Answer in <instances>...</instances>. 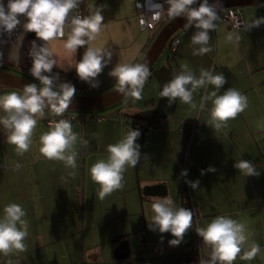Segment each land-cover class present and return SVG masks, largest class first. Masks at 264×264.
Listing matches in <instances>:
<instances>
[{"label":"crops","instance_id":"obj_1","mask_svg":"<svg viewBox=\"0 0 264 264\" xmlns=\"http://www.w3.org/2000/svg\"><path fill=\"white\" fill-rule=\"evenodd\" d=\"M236 8L241 10L243 25L231 30L219 15L216 29L210 32L209 46L212 51L209 53L193 55L191 36L195 29L177 30L180 31L177 36L179 49L176 52L179 57L174 69L179 74L182 66L187 63L197 76L201 69L223 73L228 83L218 94L228 88H235L247 96V108L227 121V127L215 131L207 125L211 101H207L203 109L200 108L201 98L210 94L214 88L208 86L199 89L193 94V102L197 106L195 109L177 100L172 107L164 110L163 115L169 116L166 121L157 128L151 127L142 145L139 164L142 186L162 184L166 191L162 197H150L147 204L169 197L178 207L192 208V228L185 234L183 242L177 247H171L168 241L173 237L169 233L161 234L150 230L149 224L154 214L150 207L145 210V233L142 222L137 217L130 221L129 226L134 229L130 234L112 236V231H99L100 224L105 220L103 218L98 225L102 211L92 206L120 197L128 191L131 192V202L137 201L134 167L126 168L123 187L103 199L99 197L100 186L90 176L91 166L98 160L107 158L108 145L118 142L129 131V120L117 114V111L136 115V111L130 110L133 98L126 102L128 111L118 108L114 111V117L109 120L94 121L91 115L86 117L84 114L81 120L72 123L73 130L80 139L88 141L86 146L81 142L75 145V169L41 155L39 137L48 131L46 116L39 120L33 133L32 146L23 155L18 154L15 146L7 142L6 133L0 129V209L9 203H17L26 211L29 234L25 253H30L33 257L42 248L55 246L62 251V257L60 261L49 264H180L182 260L179 257L191 252L197 259L208 257L209 249L202 245L195 230L217 216L227 215L244 223L250 233V240L256 241L262 249L254 260L249 262L237 258L235 264H264V25L251 30L247 27L256 17H264V0ZM134 13L136 15L135 9ZM229 33L239 35L240 39L227 41ZM148 39L132 63H138L146 52L142 54ZM58 43L61 55L63 42L59 40ZM119 63H122L119 56L111 59L108 67L96 78L99 89L107 88L109 91L115 88V80L108 73ZM73 65L74 55L70 70ZM156 97L157 83L143 89L142 99H134V107L140 111L152 108L146 106V102L156 103ZM240 159L251 160L260 175L246 177L240 174L234 168L235 161ZM209 166L216 171L201 175V171ZM183 170L188 171L187 177L180 176ZM185 180H199V188L193 191ZM139 201L142 203L145 200L141 201L139 197ZM84 204L88 205L85 212ZM41 216L48 217L46 222L50 224L51 232L47 240L36 236L33 242L30 240V223L40 220ZM125 216L127 205H123L108 218ZM84 223L89 226L98 225V232L84 229ZM55 224H61L63 228L57 229ZM121 236H125L123 239L127 240L128 256L125 259H115L113 250L123 239H119L116 244L112 240ZM103 237L110 239L109 261L102 260L99 252ZM12 259V264H17V259ZM33 264L45 263L37 261Z\"/></svg>","mask_w":264,"mask_h":264},{"label":"clouds","instance_id":"obj_2","mask_svg":"<svg viewBox=\"0 0 264 264\" xmlns=\"http://www.w3.org/2000/svg\"><path fill=\"white\" fill-rule=\"evenodd\" d=\"M82 0H0V33L11 34L25 20L23 31L35 33L37 40L43 44L37 47L35 40L30 52L32 66L30 75L39 83L25 84L22 90H13L0 94V129L7 135V142L15 146V151L23 155L32 146L33 133L40 119L46 115V110L57 116L69 109L76 88L70 82L56 84L57 77L50 75L58 66L53 56L50 43L62 40L63 48L69 55L83 48L84 52L74 69L80 81L92 88L99 87L96 78L101 75L111 62L113 53L102 47L88 46L103 29V6L96 7L87 16L80 15L76 10ZM198 5V7H194ZM166 6V7H165ZM157 11L155 19L166 13L170 19L183 17L187 23L183 28L195 29L191 36L193 55H203L212 51L209 46L210 32L217 27L220 19L218 9L222 7L221 0H163L154 5ZM264 25V17H256L247 26L249 30ZM157 28V27H156ZM227 41L240 39L239 35L229 33ZM179 43V41H177ZM115 80V88L119 94L142 99V93L151 72L146 63H119L108 73ZM228 83L223 73L201 69L199 76L195 75L185 63L182 71L163 85L161 96L168 98L171 104L177 100L193 109V94L199 89L213 86L210 94L201 98L200 108L211 101L210 117L207 125L215 131L227 127V121L234 119L248 106V98L235 88L221 89ZM139 130L129 129L118 142L108 145L107 158L100 159L90 168L92 181L100 186L99 197L123 187V174L127 167H135L141 158ZM81 142L85 146L87 140H81L70 120L59 119L49 122L48 131L39 137L41 155L49 160L61 161L66 167H77V152L75 145ZM234 168L246 177H258L260 171L251 160L235 161ZM216 169L202 170L201 175L214 173ZM74 175V173H73ZM181 177H187L188 171L183 170ZM193 191L199 188V180H185ZM152 212L150 230L158 233H169L173 239L169 246L177 247L185 234L192 228V209L178 207L169 197L156 200L151 205ZM27 213L21 204L9 203L0 209V254L7 256L12 252H24V243L28 236ZM196 234L201 238L202 245L209 249L208 257L201 258L198 264H235L237 258L242 261H252L261 253V246L250 240L244 223L227 215L213 218L203 227L196 228ZM163 239V237H161ZM12 264V261H8Z\"/></svg>","mask_w":264,"mask_h":264},{"label":"rangeland","instance_id":"obj_3","mask_svg":"<svg viewBox=\"0 0 264 264\" xmlns=\"http://www.w3.org/2000/svg\"><path fill=\"white\" fill-rule=\"evenodd\" d=\"M101 6H103V15L105 18L104 23L106 27L99 35H97L96 39L92 41L88 46L105 48L106 50L111 51L113 53L112 59L113 58L117 59V56H119V60L122 61V63H132L135 60L136 56L139 54V51L143 43L147 40L148 34H150L148 30L142 31L137 24V20H136L137 17H135L136 15L134 13V9H135L134 0H86V16L90 15L95 10L96 7H101ZM168 20H170V18L168 17L164 19L161 28ZM179 33L180 31H176L174 36L177 37ZM58 42L59 40L52 41L50 43V48L53 51V56L58 62V66L55 67V69L70 70L73 63L74 54L69 55L66 52V50L63 48V54L60 55ZM166 55H167V50H164L155 62L156 67L166 64L165 63ZM0 70L21 77L29 81L30 83H36L33 79H31L21 71L14 70L11 68H5V67ZM151 84L152 85L156 84L153 78H151L150 82H146V85L143 89L148 88ZM102 86L104 85H101V87ZM106 89L105 88L99 89L98 87L92 88L90 87V85L86 84L81 91H76L75 95H80V94L100 95L106 92L107 91ZM13 90L14 89H9L0 85V91L2 92H10ZM128 99L132 100L133 98L125 97L121 101L117 102L115 105L96 111V113L97 115L103 116L105 117V119L109 120L114 117V111H116V109L118 108H120V110L128 111V107L126 106V102L128 101ZM133 101L134 99L132 100V105L130 110L132 112L136 111L137 113H139L140 110L134 107L135 104ZM86 115L89 114L85 113V116ZM91 119H93L94 121L96 120L95 118L92 117ZM140 161L138 163V178L140 181V186H142L141 175L139 170ZM130 193L131 192L128 191L120 197L107 199L92 206L94 208L98 207L100 211H102V215L101 217L98 218L97 221L98 225L102 222L103 218L105 220L103 223L100 224L99 231L104 233L112 231V236H118L117 234H126V233L130 234L134 231V229H131L129 226L130 221L135 217H137L138 219L141 220L142 230L145 233L146 224H147L145 210L147 209V207L151 208L152 204H147L149 203L150 197H147L145 201L141 203L139 201V196L136 189L137 201L134 200V202H131ZM140 204H142V211H143L142 214H141L142 211L140 209ZM123 205H127V216L119 217V218L116 217L114 219L108 218L110 216H113L116 212H118ZM87 207L88 205L84 204V212L88 209ZM47 219L48 217L41 216L40 220L30 223L31 233H32V238L30 239L31 241L35 242L36 236H39V238L41 236L43 237L44 240H47L46 238L50 235L51 232V226L49 223L46 222ZM84 219L86 220L85 217ZM98 225L89 226V224L84 223L83 228L86 230H92L98 232ZM56 228L62 229L63 227L61 224H57ZM27 240H28V236L24 241L25 244ZM109 240L110 239L108 237L102 238L103 244L100 245L99 247V252H101L102 260L109 261L111 258ZM85 253L86 251L84 252V255ZM61 257H62V251H59V249L55 248V246L50 248L44 247L38 252V254H36V256L33 257H31L30 253L15 252V251L8 254L7 256L0 254V264H8V261L13 260L12 258L17 259V264H33V262H37V261L43 262L45 264H49L53 261H60ZM198 261L199 259L197 260V262ZM83 262H85V258Z\"/></svg>","mask_w":264,"mask_h":264},{"label":"water","instance_id":"obj_4","mask_svg":"<svg viewBox=\"0 0 264 264\" xmlns=\"http://www.w3.org/2000/svg\"><path fill=\"white\" fill-rule=\"evenodd\" d=\"M261 0H221L222 7L218 11L230 7L244 6L247 4L256 3ZM211 2V0H210ZM198 7V5H194ZM21 23L17 27L15 41L13 45L4 47L0 45V58L8 60L15 64H20L22 59V45L25 38V32L23 31L24 18L20 17ZM187 23L183 17H177L175 19L168 20L164 26L159 30L149 48L142 55L138 63H146L151 72V77L156 81L158 85V97L155 105L152 108L145 109L136 114L135 120L143 123V129L141 136L137 140L140 145V153L143 145L144 138L148 131L151 129L152 124L157 116L162 114L168 105V98L161 96L163 85L172 79L171 71L169 67L162 65L155 67V62L161 52L164 50L169 38L179 29H184V24ZM29 81L0 70V85L13 88L15 90H22L25 84ZM123 95L113 88L100 95H75L72 99L69 109L66 111H99L104 108L115 105L117 102L123 99ZM135 171V183L136 189L139 193V197H162L165 195V186L162 184L140 186L138 178V164L134 167ZM141 211H142V204ZM191 209L190 207H184ZM115 259H125L128 256V244L127 240L123 239L119 241L118 245L113 250Z\"/></svg>","mask_w":264,"mask_h":264},{"label":"built area","instance_id":"obj_5","mask_svg":"<svg viewBox=\"0 0 264 264\" xmlns=\"http://www.w3.org/2000/svg\"><path fill=\"white\" fill-rule=\"evenodd\" d=\"M162 2L163 0H134V7L136 11V16H137V23L141 30L151 31L158 26L161 20L166 18L167 16L166 13L161 14L159 19L154 18L156 16L157 11H159L158 9L154 7V5L156 3H162ZM4 3L6 5L7 0H4ZM76 11L80 15L86 16L85 0H82L81 4L79 5V8ZM219 14L221 16L222 21L226 24L227 28L231 30H236L243 25L240 8H236V7L226 8V9L221 10ZM16 30L17 28L10 35L7 33H0V45L4 47H9L13 45L15 41ZM34 40H35L37 47L43 44L42 41H39L36 39L35 33H25V38L23 40V45H22V63L21 64H13L8 60H4L0 58V66H7L10 68H13L14 70L21 71L22 73L26 74L28 77L34 80V78L30 75V68L32 66V59H31L30 52L32 50V43ZM177 41H178L177 38H175L172 41L171 50L173 52H177L179 49ZM83 52H84V49L81 48L74 54V64L75 62L79 61V59L83 55ZM50 75L57 77L55 82L57 85H59V78H60L59 72L57 70H53ZM70 78L71 80L75 79L78 83H82V81H80L77 77V74L74 69V65L72 69L70 70ZM34 81L36 83H39L36 80ZM83 115H84L83 113L76 112V111H65L63 115L61 116H57L54 113H52L46 116L45 123L49 125L50 121L59 120V119H67V120H70L71 122H75L77 120H81ZM167 117L169 116H165L163 115V113L160 114L154 120L152 127L157 128L161 126L166 121ZM96 120L104 121L105 117L98 116L96 117ZM130 128H132L133 130H139L141 132L143 129V124L137 120H133L130 123L129 129ZM180 264H198V262L197 260L195 261L194 259H192V260H183L180 262Z\"/></svg>","mask_w":264,"mask_h":264},{"label":"trees","instance_id":"obj_6","mask_svg":"<svg viewBox=\"0 0 264 264\" xmlns=\"http://www.w3.org/2000/svg\"><path fill=\"white\" fill-rule=\"evenodd\" d=\"M164 21V20H163ZM163 21L161 22V23H159L158 24V26H157V28H155V29H153V30H151V31H149L150 32V36L148 37L149 39H148V42H147V44L145 45V47L143 48V50H142V54L146 51V49L149 47V45L151 44V42L153 41V39L155 38V36H156V34H157V32L159 31V29L161 28V26H162V23H163ZM175 34V33H174ZM174 34L169 38V40H168V42L166 43V46H165V50H167V55H166V61H165V66H167V67H169V69H170V71H171V75H172V78H174L176 75H177V71H176V69H174V68H176V64H177V59H178V57H179V53H176V52H173L172 50H171V44H172V41H173V39H175V38H177V37H175L174 36ZM58 72H59V75H60V78H59V84L60 83H64V82H70L71 84H73L74 86H75V88H76V91H81L83 88H84V86L86 85V83H84V82H82V83H78L75 79L74 80H71V78H70V70H57ZM3 87H6V88H9V89H13V88H10V87H7V86H3ZM15 90V89H14ZM107 90V89H106ZM2 93H6V92H2V91H0V94H2ZM174 103H176V101L175 102H173V103H171V104H169L168 103V105H167V107L166 108H169V107H172V105L174 104ZM155 105V102H153V103H150V101H147L146 102V106H150V107H153ZM46 113L49 115V114H52L50 111H47L46 110ZM91 114H96V112H91ZM117 114H120V115H122V116H124L125 118H127L129 121V124L133 121V120H135V116L136 115H127V114H125V113H121V112H119V111H117ZM45 116H47V115H45ZM132 119V120H131ZM184 189V188H183ZM147 198V196H140V200L141 201H144L145 199ZM183 207H186V206H183ZM123 238H125V236H121V237H116V238H114L113 240H112V243L113 244H116V243H118V241H119V239H123ZM180 258V259H179ZM178 259L179 260H192V259H194L195 261L196 260H198L197 259V257H195V254H193L192 252L191 253H189L187 256H183V257H179ZM178 259H176V260H178Z\"/></svg>","mask_w":264,"mask_h":264},{"label":"bare ground","instance_id":"obj_7","mask_svg":"<svg viewBox=\"0 0 264 264\" xmlns=\"http://www.w3.org/2000/svg\"><path fill=\"white\" fill-rule=\"evenodd\" d=\"M167 17V16H166ZM164 20V19H163ZM163 20H161L159 23H161ZM174 40V39H173ZM12 63V62H11ZM22 63V59H21V62H20V64ZM13 64H15V63H13ZM4 67V66H3ZM80 95H84V94H80ZM76 112H81V113H83V114H85V113H88L89 115H91L92 117H94L95 119H96V117H98L99 115H97V113L96 114H91V112H93V111H90V112H85V111H76ZM94 112H96V111H94ZM77 121H79V120H77ZM76 122V121H75ZM71 123H73V122H71Z\"/></svg>","mask_w":264,"mask_h":264},{"label":"flooded vegetation","instance_id":"obj_8","mask_svg":"<svg viewBox=\"0 0 264 264\" xmlns=\"http://www.w3.org/2000/svg\"><path fill=\"white\" fill-rule=\"evenodd\" d=\"M5 68H10V67H7V66H4ZM3 66H0V69H2V68H4ZM11 69H13V68H11Z\"/></svg>","mask_w":264,"mask_h":264}]
</instances>
